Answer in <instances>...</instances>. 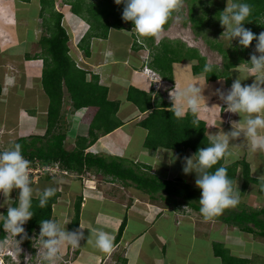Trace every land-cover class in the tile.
Segmentation results:
<instances>
[{
  "label": "crops",
  "instance_id": "obj_1",
  "mask_svg": "<svg viewBox=\"0 0 264 264\" xmlns=\"http://www.w3.org/2000/svg\"><path fill=\"white\" fill-rule=\"evenodd\" d=\"M14 3L9 5V2L0 0V87L2 89L0 95V129L6 124L9 126L14 125L16 119H20V116L17 118V115L21 114L24 107L15 105L14 108H9L7 104L9 101H15L16 97H20L21 94L19 93L22 91V94L26 95L28 93L30 99L34 100L32 102L36 104V108L33 109L25 107L33 115L31 118L25 117L23 120L25 125L20 130L22 136H44L49 99L42 86L44 62L39 57L41 53L38 57L33 58V64H24V61L19 63V67L26 72L24 81L19 80L18 82L17 79L15 81L14 76L10 75L5 67L8 62L9 65L13 61L18 64L21 58L16 54L21 55L22 52L27 54V49L34 45L35 41L39 43L41 38L35 35L34 29L36 30L39 24L43 28L40 19V0L37 2L38 14L36 17L34 16V20L26 17V23L29 24L28 30L29 28L30 30L26 32L23 41H21L14 27L16 20L13 19L11 13L14 11L10 7H14ZM70 13V16H66V12L64 19L70 17L72 21L71 16L76 17L72 12ZM81 22H84V20L81 19ZM70 23L68 22L69 25H71ZM73 23L75 24V22ZM164 28H166V31H170L171 26H164ZM132 29L133 27L125 25L122 29H111L107 39L93 38L90 42L89 57L83 55L84 53L78 47V43L85 35L86 30H83L77 37L76 42L72 38L70 39L71 56L73 59L75 58L82 69L97 75L100 78V83L108 87L109 99L120 103L118 118L124 123L116 131L100 137L90 148V153L93 151V154L96 155L129 158L130 161L135 163H137L136 159H139L141 162L139 164L151 167L157 162L156 159L159 157L157 155L162 149L157 151L145 149V155L142 154L141 150L134 153L130 151L131 147L137 144L144 146L147 131L142 130L143 128H140V130L138 126L140 127V123L148 115L147 112L142 113L134 103L128 100L131 88L151 94L154 106L166 102L175 109L174 101L170 95L175 86L179 89L189 81L198 80L206 84V87L203 92L205 103L201 105V111L197 114V117L207 120L208 136L230 132L237 123L241 122L243 117L240 114L231 112L227 115L222 114L224 109L226 111L227 105L217 95L212 94L217 88H222L225 94L230 90L231 85H227L223 78L217 81H208L205 74L196 75L194 73V61L185 59L173 63L171 76L164 79L160 73L151 67L152 49L147 46L146 48L137 47L135 42L138 40L143 41V38ZM164 39L181 42V40L169 38L158 40L155 37V45H158ZM182 44H185L188 49L192 48L184 41H182ZM144 50L148 51L150 57L149 63L146 65L158 74V80L152 79L150 75L144 72L145 64L143 62L148 56ZM184 50H182L183 54L188 51L185 48ZM199 53L203 56L201 52ZM82 56L85 57L84 60ZM203 57L207 61V58ZM79 59H81V62ZM207 63L209 62L207 61ZM212 66L218 67L216 65ZM247 67L242 64L240 67L232 69L231 84L238 78L241 79L242 84H251L256 78H264V73H252L250 67ZM157 81L158 84L155 83ZM6 85H9V91L7 88L6 93H3V88ZM43 103L44 107L41 109ZM186 113H188L187 110H185ZM75 114L79 115L77 119L80 120L83 112H75ZM35 116H41L44 124L40 125ZM227 116L230 119L233 117V123L230 125L226 121ZM139 131H142V133L136 139ZM261 133L264 134V130H261ZM230 146H234L233 151L239 153V156L234 160L227 161L226 164L245 160L250 165L252 177L264 180V152L251 151L243 134L235 139L230 138ZM103 152L104 154H101ZM190 155V153H187L186 156ZM97 177L102 182V186H99L96 181L88 182L86 184L88 189H85L84 193L79 195L83 197L79 231L83 232L84 236L79 241L80 247H77V252L75 251V256L76 254L77 256L74 264H224L222 258L215 253L214 247L216 245L222 246L229 251L232 258L238 259V262H232L231 264H244V262L245 264H264L263 237L248 233L235 224L226 223L222 219L205 220L198 212L200 218L195 217L193 215L196 211L193 215L177 216L181 207L159 206L156 201H152L148 195L137 190L134 186H124L111 177ZM42 182V188H47L45 186L46 181L43 180ZM95 185H98L97 187H100V189L95 188ZM34 187L36 186H33L35 192ZM119 187L120 190H118ZM256 187L255 184H250L244 196H251L254 192L252 195L257 194L256 198L259 200V190H251V188L255 189ZM37 189L39 190L38 187ZM42 191V189L39 190V192ZM240 191L241 186L239 198L242 195ZM63 193H66V191H63ZM33 197H38V193L34 194ZM61 198L65 203L60 201ZM260 201L264 205L263 196ZM67 202L61 195L58 203L53 208V216L56 213L55 217H58L60 222L62 220L63 224L67 219L71 222L74 215V202ZM250 202H246V199H244L240 203L256 209L250 205ZM69 205L70 207H68ZM259 210H264V207ZM124 221L126 227L120 240L117 241L119 229ZM97 228L114 237V248L110 253H103L94 246V243H88L91 231ZM67 248L69 249V246ZM108 261L110 263H107Z\"/></svg>",
  "mask_w": 264,
  "mask_h": 264
},
{
  "label": "trees",
  "instance_id": "obj_2",
  "mask_svg": "<svg viewBox=\"0 0 264 264\" xmlns=\"http://www.w3.org/2000/svg\"><path fill=\"white\" fill-rule=\"evenodd\" d=\"M68 7L76 16L80 17L90 25L89 31L80 41L78 47L86 57L90 56V42L93 38L107 39L111 29H122L125 25L133 27L132 22L122 19L123 5H116L114 0H59ZM188 3V14L195 33L203 37L205 34L197 30L198 20L196 18L195 4L197 0H185ZM57 0H40V19L42 21L44 35L41 36L39 44L44 67L42 72V86L49 99V108L46 117V131L44 136H22L16 143L21 145L24 157L40 161H57L63 168L80 175L96 174L97 176L111 177L121 182L124 186H134L137 190L148 195L152 201H164L167 206L178 208L186 205L198 212L200 215L199 199L201 191L193 188L184 180L169 181L152 172V167L135 163L126 158H118L108 155H96L88 152L101 136L109 135L124 125L118 118L120 103L109 99V89L100 83V78L77 66L76 61L70 54V37L63 25L64 14L56 8ZM206 2V3H205ZM197 3L206 7V11H216L215 19L210 20L208 26L219 27L220 12L225 7L215 6V0H206ZM252 7L246 28L255 34L264 32V0H245ZM216 24V25H215ZM168 26V23L165 25ZM213 28V27H212ZM210 29V28H209ZM217 32H221L217 29ZM141 36V35H139ZM143 41H137L139 48L149 47L152 49L151 67L155 69L164 79L172 74V65L185 59L194 61V73L205 74L208 81L224 79L227 85H231V71L242 64L250 67L251 46L244 49L235 46L232 51L223 49L222 45L216 44L211 48L219 52L224 64L222 68L213 67L210 72L205 73L203 68L206 59L194 48H187L182 42L164 39L155 45V37L142 36ZM210 43V42H209ZM184 48L188 51H183ZM183 50V51H182ZM235 56L237 59H234ZM231 59H233L231 61ZM2 89L0 87V95ZM128 100L134 103L142 113L147 112V117L140 123V127L147 131L144 142L146 150L157 151L159 149L167 152H175L181 157L190 153L192 156L200 148L209 144L207 135V120L201 119L190 112L183 117L174 115L175 109L166 102L154 106L151 94L131 88ZM72 107L75 112H83L81 123L88 125L87 135H78L74 147L68 148L69 131L66 126L65 107ZM198 121L193 124V121ZM0 151H5L0 145ZM224 165L228 169V177L233 181V188L241 169L242 184L241 194H244L250 184L259 188V195L264 197V180L252 177L250 165L245 161H237L226 164L221 160L215 168ZM54 182L51 177L46 178L45 186ZM61 192L55 190V195L49 198L45 207H39L38 197H33V217L27 222V241L29 246L31 236L40 230V221L53 219V208L58 203ZM17 200L12 206H16ZM83 197L79 196L74 203V215L68 226L69 232L79 231ZM7 211L3 217H6ZM202 216V215H201ZM226 223H232L248 233L264 238V210H255L242 203L235 207L226 208L221 215L215 217ZM0 224L1 238L6 233ZM126 227L125 221L121 225L117 241L120 240ZM71 248V246H69ZM217 256L221 257L224 264L238 262L231 257L229 251L222 246L214 247ZM243 264V263H242ZM245 264V262H244Z\"/></svg>",
  "mask_w": 264,
  "mask_h": 264
},
{
  "label": "clouds",
  "instance_id": "obj_3",
  "mask_svg": "<svg viewBox=\"0 0 264 264\" xmlns=\"http://www.w3.org/2000/svg\"><path fill=\"white\" fill-rule=\"evenodd\" d=\"M114 3L123 5L122 19L125 22H132V30L137 34L157 37L172 14L180 7L181 0H114ZM251 13L252 7L245 0H227V5L220 12L218 20L226 29L228 38L231 41L235 39L242 48L247 49L256 41L255 52L259 55L250 53V71L264 73V32L255 34L244 26ZM84 23L89 26L88 29L86 27L87 33L90 25L85 21ZM146 66L152 70L145 64L144 72L152 79L158 80L155 71L152 70L156 77L145 71ZM211 70L212 65L206 63L203 71L207 73ZM155 83L158 84V81ZM205 87L206 84L198 80L189 81L179 89L175 86L174 91L170 93L174 101V115L181 118L185 115V110L193 115L198 114L201 105L205 103L203 95ZM212 94L217 95L227 105L228 112L240 114L243 119L230 132L209 135L208 146L198 149L192 157H181L176 154L169 161L175 163L181 160L182 172L185 175L193 171L197 173L195 184L201 191L199 211L205 220H212L221 215L226 208L235 207L239 203V196L234 191L233 181L228 177L227 167L221 165L212 171L221 160L227 162L238 158L239 153L233 151L234 146H230V138L235 139L243 134L251 151L264 152V134L261 133V130H264V78H256L251 84H242L238 78L234 80L226 94L222 88L215 89ZM198 123L196 120L193 121V124ZM29 168L30 161L23 156L19 143L8 150L0 151V193L8 195L13 189L19 190L16 206L8 207L6 217L0 218L3 220L2 227L5 233H10L15 239L17 236H21L22 239L26 236L24 225L27 227V222L34 215L32 211L34 189L31 186ZM54 195L55 189L51 187L38 192L39 207H45L49 198ZM40 236L44 250L41 263L55 264L62 246L80 247L79 241L84 234L80 231L68 232L61 222L45 219L40 221ZM88 243H94V246L103 253H110L114 248V237L97 228L91 231Z\"/></svg>",
  "mask_w": 264,
  "mask_h": 264
},
{
  "label": "rangeland",
  "instance_id": "obj_4",
  "mask_svg": "<svg viewBox=\"0 0 264 264\" xmlns=\"http://www.w3.org/2000/svg\"><path fill=\"white\" fill-rule=\"evenodd\" d=\"M2 1L3 2L4 1L9 2V5H12V3L15 2L14 7L10 6L14 11L11 14H13V19L16 20L14 27L17 30L21 41H23L25 38L26 32L30 30V28L28 30L29 24L26 23L27 18L30 17L32 20H34V16L36 17L38 14V6H37L38 0H35V1L34 0H2ZM205 1L206 0H197L196 1V4L194 6V8H195L194 13L196 14V18L198 20L197 30H199L200 32L203 31L202 33H204L206 35L205 38H207V40H209V41H206L201 36L199 37L195 33L194 28H192V22L190 21V17L188 14V3L185 0H181L180 7L177 8V10L172 14L171 18L168 21V25L171 26V29H170L171 32L169 30L166 31V28H164L163 31L159 34V36H157V39L161 40L163 38H169L172 40H179V41L181 40V42L184 41L186 44H188L192 48H196L197 50H199V52H201V54L207 58V61L211 65H216V66H218V68H222V66L224 64L223 57L219 52H216L215 50H213L211 48V46H214L216 44H220V45H222L223 49L232 51L233 47L238 46L237 45L238 42L235 39H233L231 41L228 38V34H227V32H225L226 29L224 27H222L220 25H219V27H215V28H214V26H212L213 28L211 26H208L211 18L215 19L216 11L213 8V9L209 10L210 12L208 14V11H206V9H205L206 7H201L199 4H197V3L205 2ZM215 1H216L215 6H217V7L222 6V3H223L224 7H226V5H227V0H215ZM56 8L58 11L62 12L64 14V16H65L66 12H67L66 16L71 15L70 8L68 6H66L65 4L61 3V1H59V0H57V2H56ZM71 17H72V21L75 22V24L70 20V17H68L69 19L66 18L63 20V25L66 28L67 32L69 33L70 39L72 38L76 42V40H78L77 37L82 33L83 30H86L87 25H85L84 22H81V18L78 19L79 17H77V16H76L77 18L74 16H71ZM67 21L71 22L70 23L71 25H69ZM217 29H219L221 32L218 33ZM79 30H80V32H79ZM34 33L39 38H41V36H43L45 34L44 30L40 24L37 26L36 30L34 29ZM27 50H28L27 54L23 53V52L21 53V55L16 54V56L21 58V61H19L18 64L16 61L10 62V65H9V62H8V65L5 64L7 72H9L10 75L14 76L13 79H15V81H16V79L18 80V82H19V80L24 81L26 78L25 77L26 72H24V70L19 67V65H20L19 63H22L24 61L25 62L24 64H29V63L33 64L34 63L33 58L38 57V55L41 53L40 44L38 42L36 43V41H35L34 45H31L29 47V49H27ZM251 51H252V53L259 55L258 53L255 52V45L251 46ZM144 52L146 53V55L149 56V53L147 50H144ZM84 58L85 57L82 56L83 60H84ZM233 58L237 59L235 56H233ZM79 60L81 62V59H79ZM232 60L233 59H231V61ZM77 61H78V59H77ZM8 87H9V85H6L3 88V90H4L3 93H6ZM8 91H9V88H8ZM19 94H21L20 97H16L15 101L14 100L9 101L7 106L9 108H12L15 105L18 107H24V110L23 111L21 110V114L17 115V118H18V116H20V119L19 118L16 119L14 125L9 126L6 124L5 126H3V128L0 129V145L4 150H8L11 147H13L14 144H16V141L20 137H22L23 134L20 130H21L22 126L25 125L23 120L25 119V117L31 118L33 115L30 111L26 110L25 107H27V109L36 108L35 102L34 103L32 102L34 100L30 99V95H28V93L25 95V94H22V91H21V93H19ZM6 98H8V97L6 96ZM43 107H44V103L41 104V109ZM38 111H39V109H38ZM222 114L227 115V114H229V112L227 110L225 111V109H224ZM65 115L67 117L65 128H67L69 131V134H68L69 137H68V143H67L68 145L67 146H68V148L72 149L74 147V142H75L78 135L79 136L82 134L87 135L88 125L81 123V121L77 119V118H79V115L77 116L75 114V111L73 110V108H70L69 106L65 107ZM35 117L39 121L40 125L44 124V120L41 116H38V117L35 116ZM226 119H227L226 121H227V123H229V125L231 123H233L232 122L233 117L230 119L227 116ZM132 127H135V126H132ZM138 128L140 129L141 127L138 126ZM142 130H144V129H142ZM140 133H142V131H139L137 133L136 139L139 138ZM37 136H39V135H37ZM143 147L144 146H142V145L140 146L137 144L135 146H132L130 151L132 153H134V152H139L141 150L142 154L145 155L144 154L145 148L143 149ZM90 150L91 149H88V152H90ZM93 150H95V149H93ZM96 150H98V149H96ZM91 153H93V151ZM170 153H171V155H170ZM101 154H104V152ZM174 155H176L175 152H167V151H163V150L160 151V153L157 155V156H159L156 159L157 162L152 167V172L154 174H158V175L162 176L164 179L169 180V181H174V180H178V179L184 180L185 182H188L189 184H191V186L193 188L198 189L196 187V184H195V179L197 178V173L195 171H193V172L185 175L182 172V161L181 160H177L175 163L169 162L171 160V157ZM189 157H192V155H190ZM127 159H129V158H127ZM136 162L141 163L139 161V159H136ZM162 173H163V175H162ZM238 176L239 177L237 178V182H235L236 188L234 186V191L239 196V189H240V186L242 184L241 169L239 170ZM43 180L46 181V178L40 179L36 183V185L31 184L32 187L36 186V187H34L35 188L34 194L38 193L39 190H41V189L43 190V188H42V184H43L42 181ZM52 180L54 183L48 187L54 188L55 190H58L61 193H63V191L64 192L66 191V193H63L61 195L69 203H73V202L75 203V201L77 200L76 198H78L81 193H84L85 189H88L87 185H86V184H88V182L91 183V182L96 181L99 186L102 183V182H100V179L97 177L96 174H90V175L86 174V175H80L78 177H77V175L73 176V177H68V176H62L61 177L60 176L58 178H52ZM98 185H95V188H98L97 187ZM37 187L39 188V190L37 189ZM257 187L255 189L251 188V190H253V191L257 190V189L259 190V188H257ZM98 189H100V187ZM118 190H120V187L118 188ZM18 193H19L18 189H13L8 195H4L3 193H0V218L3 217V214L5 211H7L8 207L12 206L13 202H15L16 200L18 201ZM252 194H251V196L250 195L244 196V194H242L239 198V201L243 202L244 199H246V202L251 201L250 205L254 206L256 208L255 210H259L261 207H264L263 202L260 201L262 196L259 195L260 196V197L258 196L259 200H257V198H256L257 194H255V196H253ZM60 201H63L65 203L63 198H61ZM156 203L159 204V206L164 205L166 207L171 208L170 206H167V204L164 201H156ZM65 205H67V204H65ZM68 207H70V205ZM186 210H189L188 214H186V212H182V207H181L180 208L181 213L178 212L177 216L184 217L186 215H193V213L195 212L194 210H192L189 207H188V209H185V211ZM55 216H56V213L54 214L53 219L59 221L60 219L58 217H55ZM193 216L200 218L199 215L197 214V212H195ZM1 221H2V219H0V222ZM61 223H62V220H61ZM64 224L69 225L70 220L67 219V221L64 222ZM24 228H25L26 236L23 239L21 238V236H17L16 237L17 240H16L15 237L13 235H11L10 233H8V238H9V240H11L10 243L6 244L4 239H0V241H1V243H0V255L4 254L5 256H8V257H5L8 259L4 260V258H3V262L0 261L1 264H42L40 260H41L42 252L44 250L42 248V243H41L42 238L40 236V230L33 233V235L31 236L30 245L28 246L26 244V241L28 239L27 238L28 232H27L26 224L24 225ZM64 228L66 231H68V226L65 225ZM6 235H7V233H6ZM5 238H7V236H5ZM67 247H68V245H64V247L61 248L60 253L58 255V258L55 261V264H68V263H65V261H69V260H70V264H74V260L76 259V256H77V254L75 256V251L77 252V248L70 250V248L68 249ZM12 256H14V258ZM9 257L11 259H9ZM0 260H1V258H0ZM107 263H110V262L108 261Z\"/></svg>",
  "mask_w": 264,
  "mask_h": 264
},
{
  "label": "built area",
  "instance_id": "obj_5",
  "mask_svg": "<svg viewBox=\"0 0 264 264\" xmlns=\"http://www.w3.org/2000/svg\"><path fill=\"white\" fill-rule=\"evenodd\" d=\"M88 28H89V26H87V29ZM149 58L150 57L147 56L144 59V63L145 64L149 63ZM78 67L81 68L79 65H78ZM145 71L148 72V73H151L152 76L156 77V73H154L152 70L148 69L147 66L145 68ZM26 159L30 161L29 172H30L31 184H36L40 179L47 178L48 176L51 177V178H58L60 176L61 177L62 176L73 177V176H76V175H77V177L80 176L78 173H75L73 171H69V170L63 168L62 164L60 162H57V161L47 162V161H40L38 159H34V160H31V159H28V158H26ZM181 207H182V212H186V214L189 213V210L185 211V209H188V206L183 205ZM178 212L181 213L180 210ZM0 239H2L1 238V233H0ZM4 241H5L6 244L11 242V240H9V238H8V233H7V238H4ZM0 243H1V241H0ZM14 256H12V257L14 258ZM5 257H8V256H5L4 254L0 255V258H1L0 261L3 262V258H4V260L8 259V258H5ZM9 259H11V258L9 257ZM65 263L70 264V260L69 261H65Z\"/></svg>",
  "mask_w": 264,
  "mask_h": 264
},
{
  "label": "bare ground",
  "instance_id": "obj_6",
  "mask_svg": "<svg viewBox=\"0 0 264 264\" xmlns=\"http://www.w3.org/2000/svg\"><path fill=\"white\" fill-rule=\"evenodd\" d=\"M69 19V18H68Z\"/></svg>",
  "mask_w": 264,
  "mask_h": 264
}]
</instances>
